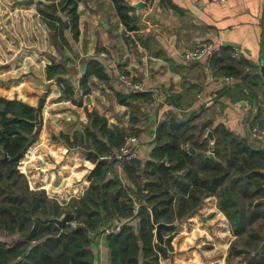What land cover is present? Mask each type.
Segmentation results:
<instances>
[{
	"label": "crops",
	"instance_id": "obj_1",
	"mask_svg": "<svg viewBox=\"0 0 264 264\" xmlns=\"http://www.w3.org/2000/svg\"><path fill=\"white\" fill-rule=\"evenodd\" d=\"M60 2L47 0L45 6H54L56 15L65 20ZM126 2L137 17L135 32L126 30L111 0H77L79 33L74 37L66 22L67 43H63L43 21L37 3L0 0V97L36 109L42 100L37 139L18 166L31 188L43 189L62 202L70 194L80 198L89 186L86 176L93 167L87 164V151L70 147L61 138V133L70 139L75 132L82 135L90 125L86 111L105 117L114 133L135 135L137 159L142 162L149 158L156 130L169 114L176 112L187 120L202 107L197 121L211 120L207 130L222 126L238 139L259 145L251 140L250 129L256 122L264 124V0ZM208 44L213 51L203 58H185L189 50ZM223 47L233 50L239 76L226 74L221 63L213 67L211 58L220 57ZM236 51L239 57L233 56ZM91 59L101 64L107 79L94 74L86 78ZM51 64L64 68L62 77L73 89L72 99L65 96L57 76L47 77ZM120 74L142 83L143 90L128 92L119 82ZM154 91L158 104L152 102ZM83 161L88 168H83ZM111 162L112 175L107 176L123 180L125 162L118 158ZM71 189L75 190L70 193ZM206 203L210 216L204 224L219 222L222 227H216L224 231L228 221L216 198L207 197L202 205ZM180 224L166 237H172L173 250L160 258V264H211L210 248L200 250L207 241L196 237L197 231L207 228H192L187 236L198 241L183 252L177 250L178 234L174 235L187 230ZM91 249L94 264H109L105 234L93 238Z\"/></svg>",
	"mask_w": 264,
	"mask_h": 264
},
{
	"label": "trees",
	"instance_id": "obj_2",
	"mask_svg": "<svg viewBox=\"0 0 264 264\" xmlns=\"http://www.w3.org/2000/svg\"><path fill=\"white\" fill-rule=\"evenodd\" d=\"M111 1L126 30L135 32L133 8L126 0ZM59 6L66 12L65 20L56 15L54 6H39L38 12L60 41L67 43L65 22L74 37L79 33L77 0H61ZM232 52L223 47L222 55H213L211 61L213 67L221 63L226 74L236 77L240 72ZM46 71L49 79L57 76L65 86V96L72 99L73 89L62 77L64 68L51 64ZM92 74L108 78L95 59L87 63L86 78ZM201 110L204 108L187 120L169 114L156 130L149 158L126 163L123 180L107 176L114 159L105 157L124 145L125 134L114 133L105 117L86 111L90 125L82 135L75 132L70 139L61 133L70 147L87 151L88 164L93 167L84 194L73 197L64 210L43 189L30 190L27 177L18 169L19 160L39 133L36 108L0 97V264H94L91 246L100 233L106 236L109 264H160V255L167 256L170 240L165 239L163 245L154 242L157 224H174L186 218L210 196L217 198V207L236 237L232 253H246L245 264H264V238L259 230L248 231L255 222L264 220V148L238 139L222 126L211 129V145L205 131L209 125L201 127L202 122L197 121ZM16 157L20 159L16 161ZM162 162L169 171L160 166ZM130 192L141 203L136 214ZM148 207H154V222ZM65 213L74 214L73 224L60 227L42 221L60 219ZM116 219L122 222L117 232L107 234L99 229L101 223ZM173 229H162V234Z\"/></svg>",
	"mask_w": 264,
	"mask_h": 264
},
{
	"label": "rangeland",
	"instance_id": "obj_3",
	"mask_svg": "<svg viewBox=\"0 0 264 264\" xmlns=\"http://www.w3.org/2000/svg\"><path fill=\"white\" fill-rule=\"evenodd\" d=\"M36 3V2H35ZM37 5V8L39 7V4L37 3L36 4ZM46 5V4H45ZM42 7V6H41ZM44 7H46V6H44ZM60 7V6H59ZM121 75V74H120ZM119 77V76H118ZM78 98V97H77ZM77 98H75L73 101L74 102H78L79 101V98L77 99ZM158 99H159V97H158ZM77 107V106H76ZM36 111H37V109H36ZM175 115H177V117L178 118H181L182 119V117H181V115H179L178 113H174ZM77 121H79V120H77ZM205 122V121H204ZM203 123V122H202ZM201 123V124H202ZM209 125V124H208ZM207 125V126H208ZM206 126V127H207ZM208 128V127H207ZM207 128H206V130L205 131H208L207 130ZM211 130V129H210ZM39 132V131H38ZM128 135H133V134H127V135H125V137L126 136H128ZM135 136V135H134ZM125 144V143H124ZM123 147V146H122ZM121 149V148H120ZM119 149V150H120ZM119 150L117 151V153L119 152ZM117 153H115L114 155H116ZM209 153V152H208ZM114 155H108V156H106L105 158L106 159H109L110 158V156L112 157V156H114ZM113 159H115V158H113ZM137 159V158H136ZM132 160H134V159H131V160H129V161H123V162H125L124 163V165L126 164V163H128V162H131ZM87 161V160H86ZM87 162H89V161H87ZM115 162V161H114ZM18 164H19V162H18ZM84 164H85V162L83 161L82 162V166H83V168H88V166H90L88 163V166H86V167H84ZM20 167L18 166V169H19ZM112 168V167H111ZM20 170V169H19ZM21 172V171H20ZM109 172H110V174L112 175V169H110L109 170ZM109 172L107 173V174H109ZM86 177H88V176H86ZM28 180V179H27ZM139 180V182L140 183H142V179L141 178H138L137 179V181ZM143 182H145L144 180H143ZM28 184H29V182H28ZM29 189L30 190H38V189H35V188H31L30 187V184H29ZM73 190H75V189H71V190H69V192L70 193H72V191ZM86 190V189H85ZM77 191V190H76ZM49 197V196H48ZM73 197H75V198H78V197H76V195H74V194H70L69 195V197H68V199L69 200H67V201H70ZM129 197H131V199H132V208H133V214H135L134 213V203H138L139 205H141V203H140V200L139 199H137L136 198V195L133 193V192H130L129 193ZM50 198H53V199H55V200H57V202L64 208V210H68V208H67V201L66 202H62L59 198H55V197H52V195L50 196ZM216 198V197H215ZM216 200H217V198H216ZM69 203V202H68ZM204 203V201L202 202V204ZM200 205L195 211H193V213L192 214H190L189 216H187L186 218H184V219H182V220H180V221H178V222H176V223H174V224H172L173 225V227H174V229H176V228H179V227H181L182 225L180 224V223H184V228L185 229H187L186 231H183V232H178V233H176V234H174V235H177L178 234V239L176 240V247H177V250H179L180 248H182V251L184 252L185 251V249H186V247L189 245L190 247L193 245V241H198V240H195L196 239V237H204L205 238V240L207 241V243H205V244H203L201 247H200V250H208L209 248H210V250H209V252H208V256H207V259L208 260H212L211 262V264H245L246 263V261L248 260V257H247V255H246V253H244V254H242V255H234L233 253H232V251H231V244H233V241H234V239L236 238L234 235H233V233H232V231H231V227H230V224H229V222H228V224H227V226H226V229H224V231H222L221 230V228H218V227H222V225L218 222V223H215V222H213V223H215V224H213V223H211V224H209V227H206V225L204 224L206 221H207V218L210 216V214H208V211L206 210L208 207H207V203L203 206V205ZM209 206V205H208ZM148 209H149V211H151V209H150V207H148ZM219 209V208H218ZM137 211H138V209H137ZM137 213V212H136ZM227 219V218H226ZM198 223H197V222ZM228 221V220H227ZM71 223L73 224L74 222L73 221H71ZM114 223H116V221H114V220H112L110 223L109 222H107V223H101V225H100V228L99 229H101V231H103L104 230V232L105 233H112V232H108V231H110L111 230V228L112 227H114V226H112V224H114ZM227 223V222H226ZM192 224H195V225H193L192 226ZM186 225V226H185ZM216 226H218V227H216ZM194 227H200V229L201 228H207L206 229V232H201V230H199V231H197V236L196 237H194V236H192L191 235V239L192 240H190L189 239V237L187 236L188 235V233L192 230V228H194ZM214 228H216V229H214ZM173 229V230H174ZM181 229V228H180ZM227 229H229V231H230V233H228V232H226V230ZM253 229H256V230H259L260 231V233H261V235L263 236V238H264V220H258L257 222H255V224L251 227V228H249L248 229V231H250V232H252L253 231ZM112 230H114V229H112ZM172 230V231H173ZM226 232V233H225ZM224 233V234H223ZM171 234V231H168V232H165V238L166 237H168V235H170ZM4 236V235H3ZM2 236H0V238H1ZM209 237H211V239H209ZM167 239V238H166ZM169 240L170 239H172V237L170 238H168ZM199 239V238H198ZM154 242L155 243H160V244H164V240L162 241V242H160V241H158V239H157V237H156V230H155V238H154ZM170 244V249L168 248L167 249V255H168V251H172L173 250V248H172V245H171V240H170V242H169ZM236 246H237V244H236ZM211 249H212V251H211ZM255 252V251H254ZM254 252L253 253H251V254H254ZM161 257H163V256H161L160 255V258ZM164 258V257H163Z\"/></svg>",
	"mask_w": 264,
	"mask_h": 264
},
{
	"label": "built area",
	"instance_id": "obj_4",
	"mask_svg": "<svg viewBox=\"0 0 264 264\" xmlns=\"http://www.w3.org/2000/svg\"><path fill=\"white\" fill-rule=\"evenodd\" d=\"M214 3H221L224 0H210ZM36 3L39 4V6L43 7L45 6V4L47 3V0H35ZM213 51V46L212 45H204L202 47H196L192 50H189L186 54H185V58L187 59H201L203 58L207 53H211ZM239 52L236 51L233 56L234 57H239ZM119 82L121 83V85L127 89L128 92H134V91H142L143 90V84L135 81L132 77L121 74L118 77ZM228 80H230L231 78H227ZM152 102L154 104H158L159 103V99H158V92L154 91L153 92V97H152ZM250 138L252 141H254L255 143L264 146V124L260 123V122H256L252 125L251 129H250ZM138 139L136 136L134 135H128L125 137V144L123 145V147H121V149L119 150V152L114 155V156H110L109 159L111 158H115V159H120L122 161H129L131 159H135L138 157ZM110 174V172H109ZM140 205L138 203H134V213L136 214L137 209ZM122 222L120 221H116V223L112 224V227L110 231L108 232H112L115 233L120 229ZM114 229V230H112Z\"/></svg>",
	"mask_w": 264,
	"mask_h": 264
},
{
	"label": "water",
	"instance_id": "obj_5",
	"mask_svg": "<svg viewBox=\"0 0 264 264\" xmlns=\"http://www.w3.org/2000/svg\"><path fill=\"white\" fill-rule=\"evenodd\" d=\"M16 2L18 4L27 5L29 3H34L35 0H16ZM136 7H138V6H136ZM137 9H139V7ZM65 25H67L66 22H65ZM41 103H42V100L39 102V105L37 106V111L35 113L36 132H38L40 130V127H41L40 123H39V114H40V109H41ZM210 123H211V120H207V121H205V122H203L201 124V127H205V126H207ZM206 136L210 139V144L212 145L214 143V137H213L212 130H208ZM19 159H20V157H16L15 158L16 161L19 160ZM160 166L163 167L164 169L168 170V171L170 170V167L164 162L160 163ZM172 176H175V175H172ZM151 212H152V215H153V222H154L155 221L154 207L151 208ZM73 219H74V214L73 213H65L60 219L49 218V219H44L42 221L44 223L53 222L56 225H58L60 227H63L65 224L70 223ZM38 220H41V219H38ZM172 228H173L172 224H165V223L157 224L156 237H157L158 241H160V242L163 241L162 229H172Z\"/></svg>",
	"mask_w": 264,
	"mask_h": 264
}]
</instances>
